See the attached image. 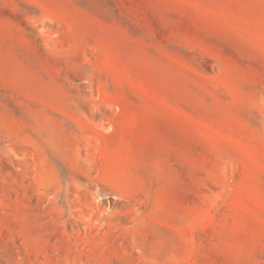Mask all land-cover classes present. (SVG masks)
<instances>
[{
	"label": "rangeland",
	"instance_id": "rangeland-1",
	"mask_svg": "<svg viewBox=\"0 0 264 264\" xmlns=\"http://www.w3.org/2000/svg\"><path fill=\"white\" fill-rule=\"evenodd\" d=\"M0 264H264V0H0Z\"/></svg>",
	"mask_w": 264,
	"mask_h": 264
}]
</instances>
